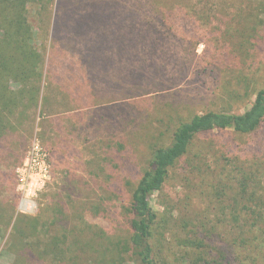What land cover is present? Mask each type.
Instances as JSON below:
<instances>
[{
	"label": "rangeland",
	"instance_id": "374dc122",
	"mask_svg": "<svg viewBox=\"0 0 264 264\" xmlns=\"http://www.w3.org/2000/svg\"><path fill=\"white\" fill-rule=\"evenodd\" d=\"M107 1L67 0L73 7L59 14L63 27L53 41L49 15L29 14L33 46L45 62L46 104L28 108L24 94L12 126L5 121L0 129V264L13 262L8 244L15 218L35 217L40 210L41 238L49 243L56 234L57 250L65 243L72 254L90 257L111 243L116 248L118 239L127 238L132 191L152 150L168 142L177 115L229 104L241 112L264 85L263 55L241 50L243 34L259 30L261 0H170L165 25L138 27V48L130 40L137 31L127 32L129 0H109L113 15L103 7ZM111 32L116 39L106 37ZM196 68L200 75L193 80ZM2 79V86L18 90L14 81ZM245 80L250 97L230 99ZM35 141L47 170L34 173L42 165L39 154L24 186L19 176ZM242 181L253 196L239 199L240 205L264 212V125L249 135L224 130L195 138L151 197L165 223L157 263L187 264L186 237L205 244L199 252L208 264H261L264 236L236 229L229 218ZM23 196L35 202L34 213H22ZM245 236L247 249L238 240Z\"/></svg>",
	"mask_w": 264,
	"mask_h": 264
},
{
	"label": "trees",
	"instance_id": "16d2710c",
	"mask_svg": "<svg viewBox=\"0 0 264 264\" xmlns=\"http://www.w3.org/2000/svg\"><path fill=\"white\" fill-rule=\"evenodd\" d=\"M128 2L124 4L125 19L128 23L127 32L131 34L137 31L130 40L132 41L131 46L135 45L138 48L141 43L138 27L144 24L150 30L165 25L170 15L168 11L170 0H129ZM70 7L73 6H68L67 0H0V129L4 128L5 121L12 126L13 117L18 107L22 105L24 94L29 95L28 108L41 110L46 104V98L43 96L46 81L45 62L33 46L34 33L29 14L44 12L49 15L50 40L53 41V35L63 27L59 14L66 12ZM103 7L108 10L107 14L115 13L116 8L109 0ZM95 14L97 13L92 12V15ZM257 26L259 30L254 28L252 33L243 34L245 43L241 45V50L247 54L255 50L257 53L260 52L264 58V0H261ZM106 37L110 40L116 39L113 32L107 34ZM121 40L127 39L121 36ZM121 45V53L124 54V44L121 43ZM252 60H255V55ZM7 62L10 65L4 66ZM250 63L253 64V61ZM185 71L188 74V69ZM191 74L194 80L199 77L200 71L196 68ZM1 76L5 77L6 81L12 80L18 84V90L14 92L9 90L5 84L2 86L4 80L2 79L1 83ZM247 84L246 80L241 82V87L238 88L240 90H234L228 94V97L237 101L250 97L247 93ZM159 122L161 124L163 120ZM263 125L264 85L254 93L248 108L241 112H233L229 104L228 107L219 110H205L200 113L188 110L182 116L178 114L177 125L168 142L152 150L148 165L132 191L126 209L129 218L127 238L124 241L118 239L116 248L111 243V248L107 251L96 249L95 255L90 257H82L78 253L72 254V248L65 243L61 250H57L58 237L56 234L51 237L49 243H45L41 238L43 210H40L35 217L15 218L8 244L13 256L12 264H45L48 256H50V262L47 264H116L126 260L132 264H158L157 244L159 237L163 236L161 230L165 228V223L164 226L161 225L163 221L159 220L158 215L153 211L150 201L154 194L163 189L170 169L186 155L194 139L201 134L231 130L241 135H249ZM246 186L245 181L240 183L237 197H233L234 204L229 208V218L236 229L257 230L262 237L264 236L263 209L256 206L253 210H248L238 201L253 196L247 192ZM245 210L247 213L244 212ZM248 238L245 236L238 239L240 244L244 245V249H247ZM61 240L64 238L62 237ZM81 242L77 240L74 244L81 245L83 244ZM97 242L96 246L101 247L100 240ZM182 242L184 247L189 249L185 258L187 264H208L205 258L200 256L199 251L205 247L202 241L185 237ZM235 244L237 243L234 241L232 245ZM261 264H264V259Z\"/></svg>",
	"mask_w": 264,
	"mask_h": 264
},
{
	"label": "built area",
	"instance_id": "2783aa9c",
	"mask_svg": "<svg viewBox=\"0 0 264 264\" xmlns=\"http://www.w3.org/2000/svg\"><path fill=\"white\" fill-rule=\"evenodd\" d=\"M39 154H40V160L42 162V167L38 169V171H34L35 174L41 175V172H46L47 167L45 166L44 158L45 154L40 152L39 148V142H34L31 153L29 154V157H27L25 163L22 166V170L24 171V174L19 176V183L26 186L27 180L30 178L32 171V166L36 163L37 160H39ZM42 168V170H41ZM43 177H45V173L42 174ZM20 207L23 209L22 213L24 214H32L36 210V205L33 200L27 199L23 196V199L21 200Z\"/></svg>",
	"mask_w": 264,
	"mask_h": 264
}]
</instances>
